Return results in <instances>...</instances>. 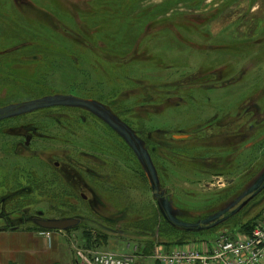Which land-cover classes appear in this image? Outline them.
I'll list each match as a JSON object with an SVG mask.
<instances>
[{
  "label": "rangeland",
  "instance_id": "374dc122",
  "mask_svg": "<svg viewBox=\"0 0 264 264\" xmlns=\"http://www.w3.org/2000/svg\"><path fill=\"white\" fill-rule=\"evenodd\" d=\"M238 115L251 116L244 140L230 143L229 126L210 138L221 149L214 156L224 158L217 171L232 165L229 175L191 160L199 138H175L214 121L232 125ZM262 115L264 0H0V204L25 219L11 226L0 219V244L14 230L41 231L34 218L76 217L83 223L67 231L75 253L131 256L127 245L131 253L169 241L158 236L168 214L159 197H169L163 206L175 213L189 210L188 224L218 220L243 192L264 185ZM158 134L175 148L162 159L149 153L161 144ZM227 143L230 154L222 152ZM64 155L95 173L81 176L102 204L99 217L54 167ZM253 202L202 233L262 221L264 205L250 211Z\"/></svg>",
  "mask_w": 264,
  "mask_h": 264
},
{
  "label": "crops",
  "instance_id": "0c3cea01",
  "mask_svg": "<svg viewBox=\"0 0 264 264\" xmlns=\"http://www.w3.org/2000/svg\"><path fill=\"white\" fill-rule=\"evenodd\" d=\"M209 159V158H208ZM196 161L195 159H191ZM264 184V182H263ZM260 185V184H259ZM264 185L260 187L262 190L255 192V189L249 188L248 191H252L253 195L248 199L241 207L240 210L247 208L251 202H255L258 195H260L264 190ZM246 191V193L248 192ZM243 198L246 193L243 192ZM248 194V193H247ZM253 202V203H254ZM264 205V196L261 195L259 200H257L253 206H251L250 211L256 210L259 206ZM248 213H251V212ZM247 213V214H248ZM228 214V213H227ZM264 214V213H263ZM226 215V214H225ZM230 217L228 215L224 218L214 220V225L210 228H206L203 224V227L195 225V223L189 224L186 228V231L191 233L189 235V240L184 244H172L171 246L166 244H157V243H145L142 245L143 253L141 252L140 247H136L135 250L129 253V245L124 247L127 250V254L133 256V254H140L137 258L135 264H147V260H152L156 264H162L156 259L157 253H165L168 255L173 254L174 252H187L191 250H199L202 252H207L212 249L213 242L216 239V234H203L216 228L222 222H225ZM194 222V221H193ZM159 228V227H158ZM228 229V228H227ZM232 230V229H231ZM15 236L7 243L0 244V264H80L79 259L77 258V253L73 250V242L70 239V232H42L37 230H14ZM96 232V231H94ZM97 233V232H96ZM207 233V232H206ZM232 238L238 239L240 237H246L249 233H245L238 229V226L233 228L232 231L227 232ZM129 240L131 237L124 234ZM192 236V237H191ZM194 236V237H193ZM81 240V239H80ZM124 242L123 239L120 238ZM82 241V242H81ZM79 244L83 246L84 241L81 240ZM120 242V241H119ZM109 243V242H108ZM89 244V243H88ZM111 244V243H110ZM151 249L150 253L145 254L146 250ZM121 256V255H120Z\"/></svg>",
  "mask_w": 264,
  "mask_h": 264
},
{
  "label": "built area",
  "instance_id": "2783aa9c",
  "mask_svg": "<svg viewBox=\"0 0 264 264\" xmlns=\"http://www.w3.org/2000/svg\"><path fill=\"white\" fill-rule=\"evenodd\" d=\"M78 258L83 264H133V259L113 253L80 251ZM157 259L162 264H264V221L257 223L246 237L237 240L219 237L210 251L160 253Z\"/></svg>",
  "mask_w": 264,
  "mask_h": 264
},
{
  "label": "trees",
  "instance_id": "16d2710c",
  "mask_svg": "<svg viewBox=\"0 0 264 264\" xmlns=\"http://www.w3.org/2000/svg\"><path fill=\"white\" fill-rule=\"evenodd\" d=\"M223 80H224L223 78L220 79V81H223ZM74 106L75 107H80V108H85V107H82V105H79V104L74 105ZM85 109L90 111L89 108H85ZM257 112H260V111L257 110ZM247 127L249 129V125ZM193 133H194V135L196 134V136H197L196 138H194L195 141H197V138L200 139V142L195 143V144H197V147H195V148L199 149L198 159H195L196 160L195 161L196 164H197V162L201 163V165L203 167H205L206 169H208V172L211 173V175H214V176H219V177L220 176H226V175H229L232 172H234V166H232V165L231 166L228 165L229 167L226 168V170H224L222 172H220L222 169H219L217 171L218 168H220L222 165H224V164L220 163L221 160L224 159V158H219V157L214 156V153H218V151L220 152V150H221V149H219L220 147H216L215 145H212L211 140L207 141L208 139H205L204 130H201V128L199 129V131L197 133H195V132H193ZM122 139H124V138H122ZM170 143H171V147H169V148H171V151H170V149L168 147L163 146L162 154H165L167 152V149H169L168 152H174L175 148L172 147L174 145V143H172L171 141L169 142V144ZM232 147H233L232 145L229 146V147H226V148L223 147L222 150L225 149V151H222V152H224V154H230ZM158 152H159L158 148L155 145H152V148L149 151V153L151 155L155 156V157L156 156L159 157L160 155L158 154ZM179 155L180 154H175L174 153L172 157H177L178 159L181 157L182 160L185 159L182 156L179 157ZM166 159H168V157L167 156H163V160H166ZM185 160H187V159H185ZM184 163L186 164V162H184ZM160 170H161V172L163 174H167V169H165V167H163V165L160 167ZM212 170H213V172H212ZM152 186H153V188L154 187L159 188V184L158 183H157L156 186H154V185H152ZM230 195H231V193H227V195L225 194L224 196L220 195V197H215V199L213 201L211 200V202L209 204L210 205H215L218 202L226 199L227 197H228L227 199H229ZM179 205H181V204H179ZM181 208L179 209V208L175 207V209H176V213H175L174 210L171 207L170 210H169L170 212L168 214L165 213L166 214L165 217L161 216V218H163L164 221H163V223H160L159 226H158L159 227L158 228V236L160 238H166L167 240H169V241L164 242L162 244H166V245H169V246H171L172 244H175V245L181 244L182 245V244H184L185 242L188 241V236L191 235V233L186 231V229H184V228H186L187 224L190 223V219L191 218L188 216V215H190V213H189V210L185 211V210H183ZM161 210L163 211L164 209L161 208ZM257 219H258V217L256 216L252 220L248 221L247 223L242 225L240 230L245 232V233H249L250 234L252 232V230L254 229V227H255V223H256ZM158 244H160V243H158ZM95 245L100 246L99 243H96ZM145 254H148L147 250H146Z\"/></svg>",
  "mask_w": 264,
  "mask_h": 264
},
{
  "label": "flooded vegetation",
  "instance_id": "af4514ba",
  "mask_svg": "<svg viewBox=\"0 0 264 264\" xmlns=\"http://www.w3.org/2000/svg\"><path fill=\"white\" fill-rule=\"evenodd\" d=\"M249 102V106L251 105V103H253L252 100L248 101ZM251 114V113H250ZM249 114V115H250ZM247 115L246 117H244V115H242V117L240 115L237 116V119L234 120L232 122V125H224V123L222 124H218V121L215 122L214 121V125L213 123L207 125V126H202L201 130H204V135L206 136V139H210L211 136H213L214 133H216L217 130H220L221 132H224V128L228 127L229 132H226V134L228 135L229 133H231L232 135L229 137L230 139V143H232L233 139H237L239 136H241V139H245L244 138V133L242 132V127L244 126V124L251 118V116ZM252 117L254 118H258L259 113H257V109L256 112L253 111L252 112ZM264 115H262L263 117ZM250 117V118H248ZM248 119L247 121H245L244 119ZM264 120V117L262 118V121ZM245 121V122H244ZM232 126V127H231ZM235 132V133H234ZM234 133V134H233ZM225 134V133H224ZM158 136L160 138H163L164 135L163 134H158ZM195 138L194 133H190V135L187 136V139L189 140H193ZM228 138V137H227ZM138 139L139 136H138ZM161 144L157 147L159 152L158 154L161 156L162 159V151H163V146H164V138L161 139ZM211 140V139H210ZM141 141V139H140ZM231 146L229 143H227L224 147H229ZM240 152V151H239ZM84 157V156H83ZM54 167L58 168L60 171L61 176L67 180L69 183H72V185L76 182V186L75 189L80 193L81 198L87 202V205L90 209V211L96 216L99 217V213L97 211V207H102V204L100 202V200L98 199V197L96 196L95 192L93 191V189L91 188V186L88 184V182H86L83 177L81 176V172L84 171L85 173H87L88 175L95 177V173L89 169L86 168L84 165H81L77 162H75L71 157H67L64 155V160L60 161V162H54ZM86 193H90L92 199H90ZM164 204V201H161ZM1 206L3 207V211L2 214L0 216V219H3L8 226H11L12 224L16 225L17 223H21L24 224L25 219H23V214L19 213V217L17 218L19 220V222L16 221L15 218L8 216L7 213L5 212V203H1ZM42 218V217H40ZM37 218L32 219V222L34 223V220ZM45 219V218H44ZM35 224V223H34ZM14 228V227H13Z\"/></svg>",
  "mask_w": 264,
  "mask_h": 264
},
{
  "label": "water",
  "instance_id": "95a60500",
  "mask_svg": "<svg viewBox=\"0 0 264 264\" xmlns=\"http://www.w3.org/2000/svg\"><path fill=\"white\" fill-rule=\"evenodd\" d=\"M175 138H177V139H184V138H187V136L181 135V136H176ZM143 163H145V162H143ZM156 185H154V186H156ZM157 194H158V188L154 187V195H155V197H157ZM252 195L253 194H249V195L244 196L241 200H239V202L234 207H232L231 209H229L228 213H234V212L240 210V207L248 199H250ZM164 200L167 201V197ZM165 210L166 211L169 210L168 209V206L165 208ZM2 211H3V207L0 204V216L2 214ZM218 218L222 220L224 218V214L218 216ZM34 223H35V225L37 227H39V228H41L43 230H48V231H61V232H64V231H69V230H72V229L77 228L82 223V221H81V219H78V218H65V219H44V218H37V219L34 220ZM203 224H206L205 225L206 228H210V227H212L214 225V222L211 221L208 224L207 223H202V224H199L198 226L203 227Z\"/></svg>",
  "mask_w": 264,
  "mask_h": 264
}]
</instances>
